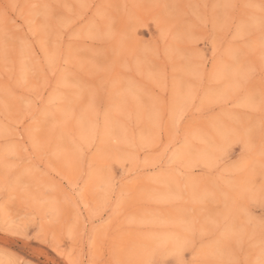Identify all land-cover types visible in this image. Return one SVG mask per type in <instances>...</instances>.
I'll return each instance as SVG.
<instances>
[{
    "label": "rangeland",
    "instance_id": "obj_1",
    "mask_svg": "<svg viewBox=\"0 0 264 264\" xmlns=\"http://www.w3.org/2000/svg\"><path fill=\"white\" fill-rule=\"evenodd\" d=\"M0 264H264V0H0Z\"/></svg>",
    "mask_w": 264,
    "mask_h": 264
}]
</instances>
